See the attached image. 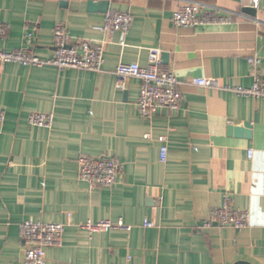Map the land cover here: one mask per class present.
<instances>
[{"label": "crops", "instance_id": "0c3cea01", "mask_svg": "<svg viewBox=\"0 0 264 264\" xmlns=\"http://www.w3.org/2000/svg\"><path fill=\"white\" fill-rule=\"evenodd\" d=\"M182 4L236 15L175 27L171 15ZM116 12L131 17L125 35L94 30ZM253 19L264 20V0L255 10L248 0H0L1 51L29 47L48 60L58 24L71 42L104 50L101 73L0 63V264H22L25 220L65 225L45 264H264V99L235 93L264 78V25ZM150 52L177 78L182 100L176 112L158 108L142 118L140 82L127 78L118 89L114 70L145 67ZM34 113L51 114V127L29 126ZM245 123L249 139L229 132ZM80 156L115 159L116 184L90 191L79 179ZM226 200L248 214V225L202 229ZM119 220L130 231L82 228Z\"/></svg>", "mask_w": 264, "mask_h": 264}, {"label": "built area", "instance_id": "2783aa9c", "mask_svg": "<svg viewBox=\"0 0 264 264\" xmlns=\"http://www.w3.org/2000/svg\"><path fill=\"white\" fill-rule=\"evenodd\" d=\"M252 9H257L258 0H248ZM236 14H220L215 8L182 4L172 12L171 22L175 27L200 28L213 24H226L234 20ZM256 24L264 25V20L253 19ZM131 17L126 13H110L106 15L102 26L95 27L96 32L112 36L118 32L125 35L130 27ZM7 34L6 27H0V36ZM30 36L28 35V38ZM53 56L48 60L39 59L29 47L14 51L0 50V63H14L24 67L51 66L58 70H76L92 73H101L103 65V46L90 42H71L65 26L58 24L53 30ZM256 60H249L254 66ZM114 75L117 78V88L123 89V80L133 78L140 82L139 96L136 109L142 118H151L158 108H167L172 112L178 111L182 95L179 91V82L174 74L164 70L159 56L150 52L145 67L138 64L119 63ZM195 86L209 87L210 80L194 79ZM235 93L241 96L264 99V78L258 76L250 88H236ZM4 122V110L0 106V130ZM53 122L51 114H31L28 124L31 127L49 129ZM167 157L166 146H161L159 158L165 162ZM252 151L248 152V158ZM79 179L86 183L89 190L97 188H112L118 179L120 166L117 161L109 157L80 156L77 159ZM248 214L234 210L226 203L217 210H213L207 219L201 223L202 229L233 228L241 230L248 225ZM144 227L151 224L144 222ZM65 225L25 220L19 224V239L23 245L22 264H45L44 251L47 248L60 247ZM82 228L89 235L106 233L112 229L130 231V227L121 220L116 223L110 221L91 222L82 224Z\"/></svg>", "mask_w": 264, "mask_h": 264}, {"label": "water", "instance_id": "95a60500", "mask_svg": "<svg viewBox=\"0 0 264 264\" xmlns=\"http://www.w3.org/2000/svg\"><path fill=\"white\" fill-rule=\"evenodd\" d=\"M105 5H106V3L104 4V6ZM88 8L90 9V11L96 10L95 9L96 6H94L91 2H88ZM247 12H251V11H247ZM250 131H251V124L250 123H245L242 128L231 127L229 129V132H232L234 134V136L245 137L248 139L250 138V135H251ZM241 264H244V263H241Z\"/></svg>", "mask_w": 264, "mask_h": 264}]
</instances>
